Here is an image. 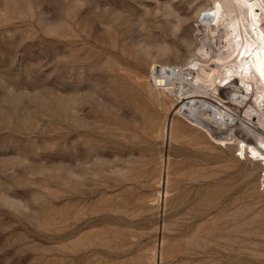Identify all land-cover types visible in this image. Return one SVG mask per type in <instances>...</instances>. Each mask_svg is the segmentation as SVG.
I'll return each mask as SVG.
<instances>
[{
	"label": "rangeland",
	"instance_id": "374dc122",
	"mask_svg": "<svg viewBox=\"0 0 264 264\" xmlns=\"http://www.w3.org/2000/svg\"><path fill=\"white\" fill-rule=\"evenodd\" d=\"M207 1L0 0V264H264L260 168L199 132L165 144L145 88Z\"/></svg>",
	"mask_w": 264,
	"mask_h": 264
},
{
	"label": "bare ground",
	"instance_id": "6f19581e",
	"mask_svg": "<svg viewBox=\"0 0 264 264\" xmlns=\"http://www.w3.org/2000/svg\"><path fill=\"white\" fill-rule=\"evenodd\" d=\"M196 11L195 31L202 37L191 56L181 65L150 59L147 95L170 108L163 140L187 138L184 130L199 132L201 142L232 150L236 160L258 166L264 190V0H208ZM167 65L186 68L190 81L167 82L158 74ZM180 120L188 125L180 126ZM217 126L227 127L228 134L215 137ZM168 160V154L161 157V197L167 195Z\"/></svg>",
	"mask_w": 264,
	"mask_h": 264
},
{
	"label": "built area",
	"instance_id": "2783aa9c",
	"mask_svg": "<svg viewBox=\"0 0 264 264\" xmlns=\"http://www.w3.org/2000/svg\"><path fill=\"white\" fill-rule=\"evenodd\" d=\"M158 74L164 75L169 83H174L176 81L188 83L191 77L186 68L173 65H167L163 70H159Z\"/></svg>",
	"mask_w": 264,
	"mask_h": 264
}]
</instances>
